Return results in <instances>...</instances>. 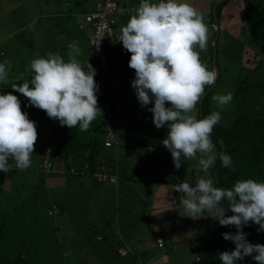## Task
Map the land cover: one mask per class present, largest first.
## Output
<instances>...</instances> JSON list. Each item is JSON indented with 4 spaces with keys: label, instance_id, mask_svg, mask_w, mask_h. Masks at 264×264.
Returning <instances> with one entry per match:
<instances>
[{
    "label": "clouds",
    "instance_id": "obj_1",
    "mask_svg": "<svg viewBox=\"0 0 264 264\" xmlns=\"http://www.w3.org/2000/svg\"><path fill=\"white\" fill-rule=\"evenodd\" d=\"M88 11L82 13L79 22L84 31V14ZM131 12L126 25L118 26L119 41L131 53L128 63L135 70L131 86L138 102L141 107L153 105L147 110L153 114L156 128L167 124L168 132L161 142L171 153L175 168L181 167L182 158L197 160L196 171L203 173L194 185L183 181L172 188L183 194V211L179 214L194 220L210 217L220 226L235 227V233H222L223 239L233 242L235 248L219 253L221 264H237L245 257L264 264V244L250 242L248 233L242 230L251 222L259 226L257 231H264V181L240 179L224 188L217 187L210 174L217 158L223 167L233 168L231 156L217 152L211 139L214 127L222 119L221 111L232 101L233 94L213 95L212 100L221 111L197 118V104L206 87L213 86L217 79L216 70H209L200 58V51L207 49L209 33L202 13L187 0H140ZM68 49L67 61L60 53L52 52L33 59L31 79L13 84L12 92L0 93V171L7 173L11 169L10 158L17 169L29 168L38 138L36 122L22 110L14 92L21 93L31 106L44 110L61 126L72 129L78 125L81 132L87 131L102 114L95 68L76 58L80 53L76 45L69 44ZM11 68V60L0 62V83L8 82ZM17 79H23V73ZM220 145L224 147L222 140ZM152 147L148 145V151ZM228 211L232 215H226ZM128 245L124 243L118 249H132ZM118 249L119 255H126Z\"/></svg>",
    "mask_w": 264,
    "mask_h": 264
},
{
    "label": "trees",
    "instance_id": "obj_2",
    "mask_svg": "<svg viewBox=\"0 0 264 264\" xmlns=\"http://www.w3.org/2000/svg\"><path fill=\"white\" fill-rule=\"evenodd\" d=\"M66 1V0H65ZM74 9H72L71 2L66 3V12H62L60 15L57 11L53 10L48 17L50 18L54 13L58 17V22L54 25L55 21H53V26L55 32H63L64 27L62 28V24L65 22V17H69L79 8L81 12L88 11L91 5L94 4L93 0H74ZM116 1V9L114 13L111 14L114 18V24L119 23L120 16L118 14L119 2ZM211 6H209L208 13L210 16L211 22L218 25V29L212 27V23L208 25L209 33H208V44L207 51L209 54V63L206 64L209 70L214 69L211 64V58L214 55L212 50V40H214L216 59L215 64L218 67L217 79L213 86L206 87L205 95L201 99V101L197 104V118H203L211 114V97L213 95L214 87L217 82L221 80L222 69L218 65V44L219 39L224 42V28L221 26L222 23L220 21V15L222 9L227 5V3L231 0H219L215 6H212V3L215 0H210ZM242 11L245 17L246 22V30L252 31L257 28H261L264 31V0H241ZM72 8H71V7ZM214 10V13L212 12ZM67 13V14H66ZM59 21V18H61ZM61 27H58V25ZM77 28L82 29L79 26V22L76 23ZM60 29V31H57ZM89 30L83 31L82 35L85 40L88 41L87 34ZM246 35V33L244 34ZM68 41V39H67ZM70 43H65L63 47L58 44L52 53H60L65 61L69 59L68 51H65V47H68ZM73 44V43H71ZM63 45V44H61ZM226 43H222L221 47L225 46ZM220 46V45H219ZM242 47V46H241ZM47 48V47H46ZM44 49H40V52ZM46 51V50H45ZM51 51H47L49 53ZM240 52V51H239ZM0 53L4 54L6 58L10 57V54L6 49L0 48ZM34 53V52H33ZM94 56L91 57V64L96 70V75L94 77L95 81L99 85V89L97 92L98 97V107L102 110V114L98 115L97 118L92 122L90 128L81 132L79 130V126L70 129L67 126H61L58 120L50 119L44 110L38 109L35 106H31L29 104L28 99L23 96L21 93L19 95V99L21 101V108L24 112L28 114L29 119L39 124L46 123L47 127L42 129L40 135L38 137L42 138V141L37 138V142L39 143L40 150L37 152L34 150V153L31 155V158L35 160L38 169V180L34 181L35 185L39 186V190L36 192L33 190L29 191L32 183L28 181L30 179L27 175L22 176L21 184L25 183L28 185V189H22L21 187H17V183L13 180L14 174L17 169L15 167V161L13 159H9L8 163L12 165L11 169L6 173L3 179V183L0 187V192L10 193L11 196L15 195L13 192L15 190H21L18 192L28 193L29 200L33 202V211L30 213V222L28 225H34L35 223H41V226H36L35 232L29 233L23 229H19V224L23 223L22 216L28 218L29 215H25V208L23 207V203L18 204L17 206H9L8 198L0 197V264H59L63 263V254L61 251L68 249L69 252L75 254V260L72 264L76 262V256L78 250L75 248L76 245H66L65 242H60L56 244L60 248L56 250L59 253V257L54 259L50 256V258L44 257L42 255V243L39 244V235L47 233V227H43L45 225L46 219L48 217L52 218L51 213L53 212V208H58V212L55 211V217L59 214H62V211L65 209V204L67 201L63 200V203L57 202L48 197L44 193L43 188L44 179L41 176H45L46 172H66L75 182L81 183L84 179H90L92 183L95 185H101L104 187V190H101V187L98 188V192L105 195H108V190L118 195L120 193V188L122 187V183H124L123 179L127 178H138L141 173L137 172L136 168L140 164V160H138L130 173H127L123 170V161H121L122 156L126 157L132 154V152L137 149L136 147V138H141L142 143L145 144L144 147H147L148 143L151 144L152 150L146 151L145 154H148L152 158V162L159 163L161 161V155L164 159H162V167L167 170V176L162 180L165 184H170V186H174L183 181H188L190 184H195V180H191L190 177L193 175L194 177H202L203 173H197L196 169L198 166L197 160L183 159L182 164L179 169L175 168L171 153L163 146L161 143V137H165L168 132L167 124L161 128H155L154 125H151L150 129V137L147 136L140 131L134 132V121H133V113L134 112H143L141 105L136 101H132L135 97V89L131 86V80L135 78V70L129 67V60L131 53L127 52L120 42L119 45L111 46V53L113 55L112 60L109 62L106 68H103L99 63V59L97 57L96 51L93 49ZM37 54H34L29 61L31 62ZM84 54L81 52L76 56V58L83 63L85 66L87 61L85 59ZM230 57V55H229ZM229 57L225 56V60H229ZM233 57V56H231ZM240 57V56H239ZM9 59V58H8ZM90 59V58H89ZM250 59V58H248ZM252 59V57H251ZM227 60V62H228ZM238 64L242 67L246 72L240 78H236L234 82V88L231 90L233 94L232 101L227 105L231 109V113H233L231 122L228 124L218 123L211 133L212 142L216 145L217 152L224 151L226 154L230 155L232 158L233 168H225L221 165L219 158H217L216 163L210 169V174L214 178L217 187L230 188L232 187L237 180L240 179H255L257 181H264V112L261 111L257 106V99L260 95L262 82L258 81L253 82L249 79L250 75L254 73L257 68L259 70L264 69V57H258L256 59V63L254 65H246L245 62L241 61L238 58ZM20 66V65H18ZM17 65L12 62V72L9 74H15L17 72ZM120 68V70H119ZM21 69H19L20 72ZM128 71L131 72L129 74L130 83L128 84H118L116 81L112 79L117 73L126 76ZM29 75L32 76V73ZM8 77V80H14V77ZM20 76V75H19ZM31 76H24L23 79H17L20 84L24 82V80H30ZM263 80V79H262ZM13 89L11 87H6L5 83L0 86V93L12 92ZM166 106H170V104H166ZM49 120V121H48ZM127 130L131 131V133L126 132ZM56 135L53 141H49V137L51 135ZM111 138L113 141L109 144L105 143L106 138ZM150 138V140H149ZM147 139L149 142H147ZM223 141L224 147L221 148L220 141ZM159 142L161 144H159ZM49 143V149L53 152H49V149H44L45 144ZM141 143V142H140ZM135 144V145H133ZM43 148V149H41ZM106 150V151H105ZM110 150L109 154H106ZM47 152L49 154L47 155ZM44 154V156H43ZM144 154V155H145ZM49 156V157H48ZM51 156H57L55 159L51 160ZM58 159V160H57ZM55 160V161H53ZM50 163V166L47 168L46 163ZM62 166V167H59ZM104 167L103 170L108 173V177L111 174H116L118 181H110L109 179L105 180L103 183L101 180H98L94 175L100 167ZM31 167V166H30ZM126 168V167H125ZM26 170V169H25ZM4 174L3 171H0V174ZM32 173V172H28ZM43 174V175H41ZM41 175V176H40ZM74 177V178H73ZM12 180V181H11ZM120 185V186H119ZM173 188V187H172ZM171 188V190H173ZM96 189V188H95ZM118 189V191H117ZM95 191V190H94ZM42 192V193H41ZM104 195V194H103ZM40 196H42L41 200L44 198V205L38 201L40 200ZM52 197L53 194H51ZM24 199V198H23ZM21 199V200H23ZM58 200H60L58 198ZM11 201V200H10ZM29 201V202H30ZM225 206H227L225 202ZM8 208V209H6ZM50 210V212H48ZM62 210V211H61ZM116 213H118L116 211ZM226 215H232L231 211L226 212ZM108 222V221H107ZM59 224V223H58ZM57 224H55L56 228ZM65 226V222H64ZM94 226V225H93ZM68 228L69 225H66ZM258 225L254 223H249L243 227V231L248 233L247 239L252 243H261L264 244V231H257ZM38 230V232H37ZM114 231V230H113ZM236 229L234 226H220L219 222L216 221V239L217 243L221 247V251H225L226 246L234 249L235 245L233 242L229 240H225L222 237V233L224 232H232L235 233ZM214 232V233H215ZM111 232H104L95 229L96 234H103L104 239H108L110 237ZM64 236V235H62ZM41 236V241L46 243L44 237ZM69 239V237H66ZM120 238H116V242ZM97 242L95 238L91 240L88 237H84V242L87 244L86 246L91 251V263L100 255V253L95 249L94 242ZM100 241V240H99ZM104 242V241H103ZM125 242L117 243L115 247L111 249L116 250L119 246L123 245ZM132 249L127 248V253L123 256V261L126 264V260L130 259L132 254ZM118 254V252H117ZM218 259L216 264H218L219 254L217 255ZM74 258V257H73ZM125 258V259H124ZM208 258L207 255L204 256V259ZM203 259V260H204ZM213 258H210L209 261L212 264L214 263ZM86 261V259H85ZM131 264H134V259L129 260ZM87 262V261H86ZM134 262V263H133ZM207 264L208 261L206 260ZM84 264V263H82ZM88 264V263H87ZM237 264H257L255 260L251 257H245L242 261H237Z\"/></svg>",
    "mask_w": 264,
    "mask_h": 264
},
{
    "label": "rangeland",
    "instance_id": "obj_3",
    "mask_svg": "<svg viewBox=\"0 0 264 264\" xmlns=\"http://www.w3.org/2000/svg\"><path fill=\"white\" fill-rule=\"evenodd\" d=\"M66 1L71 2L73 8L71 6L70 7L74 9L75 1ZM66 1L0 0V48H7L12 62L17 66L20 65L17 67L15 77L13 76V74H9L10 76L14 77V80H8V82L5 83L6 87L8 86L12 88L13 84H20V82L16 81L15 78L21 73H23V78L24 76H31L29 75L31 73L29 59L34 55V51L38 50L37 56L35 58L45 57L47 51L54 52L53 50L58 47V44L63 47L64 44L67 43L69 35L79 32V29L76 25V22L81 20V11H79V8H77L76 11L73 10L74 13L69 17H65V22L62 24V28L64 27L63 32H55L53 21H55L54 25H56V23L58 22V17L54 13L50 18L48 17L49 15H51L50 13L53 10L57 11L59 15L64 12V10L66 12ZM119 1L124 2V7L129 8V4L127 1ZM216 1L217 0H215V2ZM86 2L87 1L85 0V4ZM187 2L202 13L204 22L207 26L212 23L210 20L211 18L209 16L208 9L206 11L205 8H202L206 7L208 5V2L211 6L210 0H187ZM215 2L212 3L213 7L215 6ZM126 8H124V12H121V14L119 15L123 17ZM242 8L243 7L241 4V0H231L221 11V26L224 28V32H226L224 34V38L222 39H224L226 45L221 47V44L224 42L219 39L218 65L222 69V73L221 80H219L214 87L213 95L227 94L228 92H231V90L234 88V82L236 78L238 79L245 74L244 72L246 71L238 64V58L241 61L245 62L246 65H254L257 62L256 59H258V57H261V55H263L264 57V31H262L261 28H257L252 31L246 30L247 26ZM131 10L132 9H130L129 12H126L129 17L132 14ZM212 12L214 13L213 9ZM61 19L62 17L59 18V21H61ZM85 25L88 29L89 25L86 19ZM58 27H61V25L59 24ZM212 27L218 29V25L215 23H212ZM57 31H60V29H57ZM245 33L246 35H244ZM83 40L84 55L88 56L85 57V59L87 62L91 63V57L94 56L93 48L85 40V38H83ZM214 40L215 37L212 40V50L214 53H216L215 47H213ZM41 48L44 50L40 52ZM197 50L199 51V49ZM66 51L69 52L68 47H65L64 53ZM1 56L2 54L0 53V58ZM225 56L229 57V60L227 59L228 62L227 60H225ZM200 58L205 64L208 63V65H210V63L208 62L209 54L207 49L205 51H200ZM6 59L9 60L8 58ZM211 64L214 67L213 56L211 58ZM19 69H21L20 72ZM10 71L12 72V70ZM112 79L119 84L124 80V77L120 73H117L112 77ZM249 79L253 82L258 81V83L259 81H263L262 86H260V95L256 103L258 108L264 112V69L259 70L257 68V70L250 75ZM2 85L3 83H0V86ZM14 94L17 95L19 94V92H14ZM17 96L19 97V95ZM136 100L137 97L135 96L132 101ZM210 102L211 113L213 111H221L218 108L216 102L212 100V97ZM232 116L233 113H231V109L226 105L225 108L221 111L222 119L220 122L228 124L231 122ZM133 120L135 121V127L132 131H139V136L140 131H145L146 125L153 124L152 119L144 121L145 123L143 125L140 124L136 116V112L133 113ZM46 127V123L39 124L38 122L36 124L38 136L40 135L41 130L45 129ZM40 136H42V134ZM55 136L56 135L54 134L51 135L49 137V141H53ZM165 137H161L160 141H162ZM38 138L42 141V138L44 137ZM105 140V143H110L113 141L108 137ZM147 142H149L148 139ZM161 143L159 142V144ZM142 144L145 146L144 143ZM49 146V143H47L43 148L48 150ZM144 149L145 148H137V153L135 152V155L137 158H139L138 160H140V164L136 168L137 172L141 173V177H139L140 179H138V181H142L143 179H145V182L142 183L145 186H143L140 190L133 191L128 187L129 182L124 180V183H122L123 187L119 189L120 193L117 195V197L115 193L109 190V197L105 195V193H103L104 195L99 193L98 188L101 187V185H95L89 178L82 180L81 183H74V180L72 178H69L68 180L65 179L59 182V179L62 180L63 178H67L68 176H70L66 172H61L57 176L56 171L46 172L47 174L45 176H41L43 174L40 175L42 179H44L45 177V187L43 188V190L49 198L56 200L58 203L63 201V199L67 201L62 214H59L57 217H55V211L57 210L56 212H58V208H53V212L51 213L53 217H48L46 219L45 225H43V227H47L48 231L47 233L42 234L46 243L41 241V239L39 241V244L42 243V255L44 257L49 256L48 258H50L51 256L54 259L58 258L59 253L56 249L60 247L56 244H59L63 241L66 243V245H76L75 248L81 250L77 253L75 264H110V262H112L111 258L107 257V260H104V257L101 255H98V257L91 263V251L86 246L87 244H85L84 242V237L93 239L95 236V229L103 226L108 227L109 229H113L114 231L120 229L123 232L130 233V226L140 224L137 216V211L141 209L140 225H142L143 239L141 246H134L132 248L133 252L137 253L142 250H150L149 245L153 244L152 242H150V236L152 235V231L155 229L153 225H157L160 233L173 231V235L176 238V240L174 241L165 238L166 245H164L163 247L171 254L172 261L176 262L179 259H184L183 264H207V260L208 264H211L209 259L213 258L215 259L214 263L216 264L218 259L217 255L221 251V247L217 243L215 232L217 220H213L210 217L194 220L181 215L175 218V212H182L183 206H180L178 210H175L173 207H168L169 209H171L168 214L163 215L159 210V213L156 216H151V210H149V207L150 205L156 204V202L154 201V195L153 193H151L152 191H150V187L153 184L152 186H157V189H160L162 186V179L167 176V170L162 167L163 165L161 163L162 159H164L162 155L161 161L159 163H154L152 162V158L148 156V154H145L146 152ZM34 150H36L37 152L40 150L39 143L37 141L35 143ZM49 152L52 151L49 149ZM49 152H47V155L49 154ZM109 153L110 150L106 152V154ZM56 157L57 156H51V160L55 159ZM120 158L121 161L125 160L124 156ZM36 159L37 158H35V160L34 158H31V167L27 168L26 170H18L15 172V178L13 180L18 184V188L21 187L22 189H25L28 187L27 184H21L20 181L22 176L29 174L27 175L30 178L28 179V181L32 183L29 191L32 192L34 190L36 192L37 190H39V186L33 183L34 181L38 180V172H40V169H38L36 164L37 162L35 163ZM134 159L127 158L125 161H123L122 165L125 172L127 170V172L130 173L133 170L137 162ZM5 175V172L4 174H0V187L3 183ZM96 175L98 177V174ZM54 176L55 178H57L55 181L54 178L50 179ZM116 177L117 175L114 173L112 178L113 180L118 181ZM190 179L197 181L199 178L191 175ZM101 181L105 183V180ZM58 183L60 184L56 186ZM91 187L92 189L96 188L95 191L91 190ZM101 190H104L103 186L101 187ZM18 191L21 190H15V192L13 193L16 196H19L22 192ZM175 193V191H171L167 197L179 198L180 195H176ZM0 194H3V192H0ZM51 194H53L54 197H52ZM41 198L42 196H40L38 204L41 202L44 205L45 199L43 198L41 200ZM58 198L60 200H58ZM173 204L176 205L178 203ZM29 205L34 204L30 201ZM27 208L31 209L30 206H28ZM116 209L119 210L118 213H116ZM157 209L159 208L157 207L152 210L155 211ZM27 212L28 213H25V215H29V217L25 218L24 216H22L23 223L21 225L19 224V229H23L29 233H32L33 231L35 232L36 226L40 227L41 224L35 223L34 225H28L31 217L30 211L27 210ZM48 212H50V210H48ZM197 221L198 223H195ZM55 224H57L56 228L54 227ZM66 225H69V227L67 228ZM165 228L167 229L165 230ZM66 237H69V239ZM153 242L156 245L155 240ZM225 250L230 251L232 250V248L226 246ZM61 252L63 254V263L59 264H72L75 261L73 260L75 259V254L72 255V253L69 252L68 249ZM205 255H207L208 258L204 259ZM180 256L182 257L179 258ZM85 259L87 262L85 261ZM175 262L173 263L169 261V264H180ZM218 262V264H221L220 260H218ZM112 264H124V261L116 260L115 257Z\"/></svg>",
    "mask_w": 264,
    "mask_h": 264
},
{
    "label": "crops",
    "instance_id": "obj_4",
    "mask_svg": "<svg viewBox=\"0 0 264 264\" xmlns=\"http://www.w3.org/2000/svg\"><path fill=\"white\" fill-rule=\"evenodd\" d=\"M122 1H127L128 4H129V8L130 9L136 8L139 5V3H140V0H122ZM118 2L120 3L119 4V9H118V14H121V12H124L123 9L126 8V7L123 6L124 2H120L119 0H118ZM65 6H66V3H65ZM209 6L210 5H209V2H208V5L206 7H202V8H205L206 11H207V9H209ZM129 8L125 9V13L123 14V17L120 16V20H119V23H117V26L126 25L127 21L130 19V17L126 14L127 11L129 12V10H130ZM82 13L83 12H81V15H82ZM81 19H82V16H81ZM80 21L81 20L77 21L76 23H78ZM83 31H84L83 29H79V32H77L76 34L73 33V34L69 35L68 41H67L70 44L73 43L74 45H76L80 49V52L82 54H84V46H83L84 45L83 44V41H84L83 38L84 37L82 35ZM37 51L38 50L34 51V54H37ZM8 58H9V60L12 61V59L10 57H8ZM4 60H6V57L4 56V54H2V56L0 58V62H3ZM129 74H131L130 71H128V74L126 76L121 74L124 77V80L120 83L121 85L122 84H128V83H130L132 81L130 79V77H129ZM152 106H153L152 104H149L146 107H141L143 112H140V113L136 112V116H137L140 124L143 125L145 123L144 121L152 119L151 115H153V114L150 111L147 110L149 107H152ZM134 127H135V123H134ZM150 129H151V125L148 124V125H146L145 131L142 130V132L146 135V137L147 136L150 137ZM126 132H128V133L130 132L131 133V131H129V130H127ZM136 139H137L136 147L137 148H145L144 149L145 152L148 151V145H150V144L148 143L147 147H144V145L142 144L141 138H136ZM149 140H150V138H149ZM133 145H135V144H133ZM135 152L137 153V149H135L132 152V154L127 156L126 159L127 158L128 159L136 158L134 160L138 161L139 158L136 157ZM59 167H62V166H59ZM60 173L61 172H57L56 171V176L59 175ZM140 177H141V175H140ZM53 178H54V181L57 179V178H55V176L51 177L50 179H53ZM69 178H72V176H68L67 178H63L62 180L59 179V182L65 180V179L68 180ZM138 179H140V178L139 177L138 178L137 177L136 178H132V179L131 178H127V179H123V181L126 180L127 182H129V186L128 187L131 188L133 191H137V190H140L143 186H145V185L142 184L143 182H145V179H143V180L141 179L142 181H138ZM74 183H75V180H74ZM59 184L60 183H58L56 186H58ZM135 184H136V186H135ZM152 185L150 187V191H152L151 193H153L154 201L156 202V204L150 205V207H149V210H151L150 213H151L152 217L156 216L159 213V210H160V213L162 212L163 215H166V214H168L171 211V209H169L168 207H173L175 210H178L179 207L182 206V204L180 203V198L183 195L182 193L175 191L176 195H180L179 198L167 197L170 194L171 191H174V190H171V188L174 187L175 185L174 186H170V184H165L162 181V186L160 188L161 190L157 189L158 188L157 186H152ZM91 190L94 191L95 189H92V187H91ZM7 196L10 197V199H8L9 206H13L14 207V206H17L18 204L24 202L25 203V204H23V207L25 208L24 212L28 213L27 210H29L30 213H31L33 211V209H34L33 205H29V201L30 200H29V197H28V193H23L22 192V193H20L19 196H16V195H14V196L12 195L11 196V192L10 193H4V195L0 194V197H3L5 199L8 198ZM107 196L109 197V195H107ZM116 197H117V195H116ZM21 199H23V200H21ZM63 200L66 201L65 199H63ZM61 203H63V201H61ZM173 203H178V204L174 205ZM28 206H30L31 209L27 208ZM157 207L159 209H157L155 211L152 210V209H155ZM166 208H168V209H166ZM6 209H8V208H6ZM116 211L119 212L118 209H116ZM140 212H141V209L139 211H137V216H138L139 222L141 224ZM153 212H155V213H153ZM179 216H180L179 211H176L175 212V218H177ZM141 217H142V215H141ZM195 223H198V221L195 222ZM140 224L135 225V226H130V228H131L130 233L123 232L120 229H117L116 231H113V229H109L108 227H105V226L98 228V230L99 231H103V233L104 232H111L110 233L111 235H110V237L108 239L105 240L104 239L105 237L103 236V234H96L94 236V238H95V240H97V242L92 241L95 244V249L100 253L101 256L104 257V260H107L106 259L107 257L111 258L112 262H110V264H112L114 262L115 257H116V260H119V261L122 260L123 257L121 255L117 254L116 250L113 251V249H111V248L115 247L117 243H121V242H125L126 244H129L128 246L131 247V248H133L134 246H141L142 239H143V231H142V225H140ZM153 226L155 227V229L152 231V235L150 236V238H151L150 242L153 243L152 245L151 244L149 245L150 246V250H147V251L142 250V251L137 252V253L132 252L133 255L131 256L130 259L126 260V264H131L130 261H129L131 259L132 260L134 259V262H135V263L133 262L134 264H165V263L169 264V261H171L173 263L175 262V261H172L171 254L166 249L163 248L164 245H166L165 244V238H167L168 240H171V241L176 240L175 236L173 235V231L166 232V233L165 232L160 233V230L158 229V226L157 225H153ZM166 229L167 228H165V230ZM41 236H42V234L39 235V237H40L39 241L41 239ZM156 236L162 237V239H163V245L162 246H158L157 244L156 245L154 244L153 241L155 240ZM118 237L120 239L116 242L115 240ZM93 239L91 238V240H93ZM181 257L182 256H180L179 258H181ZM175 263L183 264L184 263V259H179Z\"/></svg>",
    "mask_w": 264,
    "mask_h": 264
},
{
    "label": "built area",
    "instance_id": "obj_5",
    "mask_svg": "<svg viewBox=\"0 0 264 264\" xmlns=\"http://www.w3.org/2000/svg\"><path fill=\"white\" fill-rule=\"evenodd\" d=\"M116 9V3L113 0H97L94 2L93 6L90 8L88 12L84 14V19L88 21V29L89 33L87 34L88 41L93 46L96 51L97 57L99 59V63L103 68H106L109 62L112 60L113 55L111 53V46L119 45L121 41V28L114 24V18L111 14L114 13ZM83 26L82 24L80 25ZM106 142V141H105ZM109 144V143H106ZM47 168L50 166V163H46ZM101 169L93 172V175L98 180H113V174L108 177V173L103 170V166ZM98 174V177L97 175ZM117 178V177H116ZM155 241L158 246L163 245V239L160 236L155 237ZM120 254H126L127 249L124 247H120L118 249Z\"/></svg>",
    "mask_w": 264,
    "mask_h": 264
},
{
    "label": "water",
    "instance_id": "obj_6",
    "mask_svg": "<svg viewBox=\"0 0 264 264\" xmlns=\"http://www.w3.org/2000/svg\"><path fill=\"white\" fill-rule=\"evenodd\" d=\"M219 0H217L216 2H215V4L218 2ZM215 43V42H214ZM215 59H216V53H214V55H213V63H214V69L216 70V73L218 74V67L216 66V64H215ZM203 98V97H202Z\"/></svg>",
    "mask_w": 264,
    "mask_h": 264
}]
</instances>
